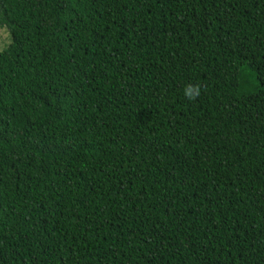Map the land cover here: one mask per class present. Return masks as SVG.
Listing matches in <instances>:
<instances>
[{"label":"trees","instance_id":"1","mask_svg":"<svg viewBox=\"0 0 264 264\" xmlns=\"http://www.w3.org/2000/svg\"><path fill=\"white\" fill-rule=\"evenodd\" d=\"M0 27V264H264V0H0Z\"/></svg>","mask_w":264,"mask_h":264},{"label":"clouds","instance_id":"2","mask_svg":"<svg viewBox=\"0 0 264 264\" xmlns=\"http://www.w3.org/2000/svg\"><path fill=\"white\" fill-rule=\"evenodd\" d=\"M199 85H187L184 90V95L188 100H195L200 95Z\"/></svg>","mask_w":264,"mask_h":264},{"label":"rangeland","instance_id":"3","mask_svg":"<svg viewBox=\"0 0 264 264\" xmlns=\"http://www.w3.org/2000/svg\"><path fill=\"white\" fill-rule=\"evenodd\" d=\"M8 42H9V38L6 29L0 27V49H2Z\"/></svg>","mask_w":264,"mask_h":264}]
</instances>
